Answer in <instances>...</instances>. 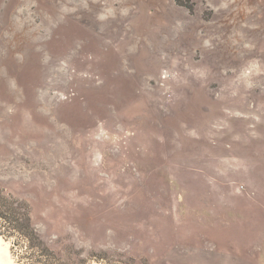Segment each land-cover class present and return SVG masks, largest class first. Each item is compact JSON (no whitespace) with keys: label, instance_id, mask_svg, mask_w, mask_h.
I'll list each match as a JSON object with an SVG mask.
<instances>
[{"label":"rangeland","instance_id":"1","mask_svg":"<svg viewBox=\"0 0 264 264\" xmlns=\"http://www.w3.org/2000/svg\"><path fill=\"white\" fill-rule=\"evenodd\" d=\"M13 264H264V0H0Z\"/></svg>","mask_w":264,"mask_h":264},{"label":"trees","instance_id":"2","mask_svg":"<svg viewBox=\"0 0 264 264\" xmlns=\"http://www.w3.org/2000/svg\"><path fill=\"white\" fill-rule=\"evenodd\" d=\"M0 197V236L16 237L15 246L27 244L28 248L50 251L32 220L31 205L24 199L2 191Z\"/></svg>","mask_w":264,"mask_h":264},{"label":"bare ground","instance_id":"3","mask_svg":"<svg viewBox=\"0 0 264 264\" xmlns=\"http://www.w3.org/2000/svg\"><path fill=\"white\" fill-rule=\"evenodd\" d=\"M10 241L0 237V264H13L9 259H5L6 254H9Z\"/></svg>","mask_w":264,"mask_h":264}]
</instances>
